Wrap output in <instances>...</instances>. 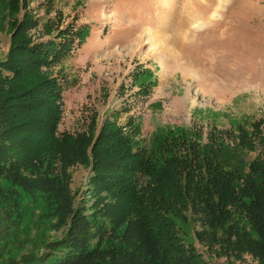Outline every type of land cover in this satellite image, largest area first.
Returning <instances> with one entry per match:
<instances>
[{
	"label": "trees",
	"instance_id": "trees-1",
	"mask_svg": "<svg viewBox=\"0 0 264 264\" xmlns=\"http://www.w3.org/2000/svg\"><path fill=\"white\" fill-rule=\"evenodd\" d=\"M27 8L28 0H0V31L12 34L0 56V178L56 204L61 235L7 264H214L180 234L177 219L189 217L211 253L264 264V120L200 134L205 142L167 135L150 152L112 121L96 137L95 117L87 131L60 130L64 88L49 70L90 30L59 27L33 40ZM77 164L94 171L91 216L70 191Z\"/></svg>",
	"mask_w": 264,
	"mask_h": 264
},
{
	"label": "rangeland",
	"instance_id": "rangeland-1",
	"mask_svg": "<svg viewBox=\"0 0 264 264\" xmlns=\"http://www.w3.org/2000/svg\"><path fill=\"white\" fill-rule=\"evenodd\" d=\"M28 1L33 40L59 27L90 30L49 70L64 88L60 130L87 131L95 117L96 137L112 121L133 147L150 152L167 135L205 142L200 134L264 120V0ZM11 36L0 31L1 57ZM70 173L75 206L91 216L99 201L94 171L77 164ZM0 186V264L43 252L61 235L56 204L4 177ZM177 223L212 263L258 264L250 255L211 253L196 237V218Z\"/></svg>",
	"mask_w": 264,
	"mask_h": 264
}]
</instances>
